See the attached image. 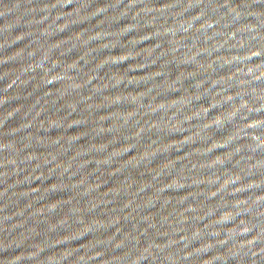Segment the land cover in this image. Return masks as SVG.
Instances as JSON below:
<instances>
[{
  "label": "water",
  "instance_id": "95a60500",
  "mask_svg": "<svg viewBox=\"0 0 264 264\" xmlns=\"http://www.w3.org/2000/svg\"><path fill=\"white\" fill-rule=\"evenodd\" d=\"M0 264H264V0H0Z\"/></svg>",
  "mask_w": 264,
  "mask_h": 264
}]
</instances>
